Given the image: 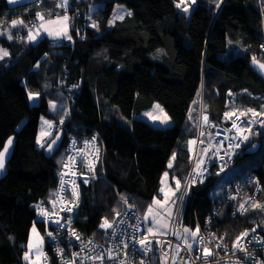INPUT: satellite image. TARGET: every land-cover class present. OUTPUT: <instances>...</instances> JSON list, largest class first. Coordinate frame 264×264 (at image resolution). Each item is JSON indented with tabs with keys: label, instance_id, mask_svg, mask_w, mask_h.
Here are the masks:
<instances>
[{
	"label": "trees",
	"instance_id": "obj_1",
	"mask_svg": "<svg viewBox=\"0 0 264 264\" xmlns=\"http://www.w3.org/2000/svg\"><path fill=\"white\" fill-rule=\"evenodd\" d=\"M81 1L68 4L69 40L26 44L28 35H19L34 29L39 10L65 13L57 0L15 6L0 0V48L9 51L0 58V152L10 137L16 141L8 174L0 180V264H25L31 228L41 229L36 207L53 199L66 157V138L51 158L44 154L46 146L39 150L40 116L62 120L70 110L66 123L72 134L100 138V177L82 187L75 221L98 241L124 200L138 206L153 232L147 212L163 201V175L183 184L188 177L201 107L217 123L224 113L247 121L263 111L260 122L264 118V80L250 66L264 63V0ZM93 3L99 7L91 14ZM117 4L131 14L109 27ZM19 19L23 24L10 26ZM29 93L38 96L37 104ZM51 103L58 105L55 112ZM154 103L164 107L172 126L136 119L130 128L109 119L113 107L132 119ZM263 139L258 126L235 163L240 172L232 181L256 177L258 201L264 200ZM255 144L259 150L249 152ZM211 186L192 189L182 211L186 227L209 223L213 231L234 238L263 221L255 212L240 214L254 184L234 201L227 195L212 199ZM177 198L176 203L180 194Z\"/></svg>",
	"mask_w": 264,
	"mask_h": 264
},
{
	"label": "built area",
	"instance_id": "obj_2",
	"mask_svg": "<svg viewBox=\"0 0 264 264\" xmlns=\"http://www.w3.org/2000/svg\"><path fill=\"white\" fill-rule=\"evenodd\" d=\"M43 1L29 0L38 4ZM72 1L57 0L67 16L70 15L68 4ZM29 28L32 29L33 25ZM27 35L29 32L20 33L19 38ZM262 115L263 111L245 121L241 116L231 117L224 113L223 122L217 123L201 107L196 137L191 141V166L186 182L181 186L180 206L172 233L152 232L138 206L124 200L123 208L103 241L84 235L75 226L82 187L100 177L104 151L99 136L81 140L72 134L66 123L70 110L62 120L40 116L39 150L60 131L67 139V153L55 195L49 202L40 203L35 210V220L46 243L43 247L44 264H264V200H257L261 186L256 177L246 175L241 181L232 182L227 193L229 200L234 201L244 193L248 184L255 185L254 193L240 209L241 215L248 211L262 215L263 221L253 229L233 238L227 233L213 231L209 223L204 227L198 223L194 229L186 227L182 215L193 188L211 182V190L231 172L257 131Z\"/></svg>",
	"mask_w": 264,
	"mask_h": 264
},
{
	"label": "rangeland",
	"instance_id": "obj_3",
	"mask_svg": "<svg viewBox=\"0 0 264 264\" xmlns=\"http://www.w3.org/2000/svg\"><path fill=\"white\" fill-rule=\"evenodd\" d=\"M10 2V0H8ZM13 0H11L12 2ZM99 7V3H93L90 5V13H94L97 8ZM130 10L125 6L121 4H117L112 16L109 19V27H112L115 22L118 20L124 19L126 16L130 15ZM38 19L41 20L44 17V11L39 10L38 12ZM18 22V21H16ZM40 38V32L37 28L36 30H30L29 36L24 40L26 44H35L38 42ZM2 55L0 54V58ZM31 94V102H35V99L33 96H37L36 94L29 93V96ZM38 97V96H37ZM56 105V103H51L50 108L52 109ZM112 117L109 118L110 120H116L120 122L121 124L128 126L131 128L132 123L136 119L144 120L149 122L155 127H161L166 128L171 126L173 121L169 117L167 111L162 107L159 103H154L153 106H151L149 109L140 111V112H134L132 119H127L121 115V113L116 109V107H113ZM230 113V112H229ZM259 127L261 130H263L264 134V118L262 122H260ZM40 140L41 136L38 137ZM264 144V139H263ZM240 172V166H235L231 170V172L220 182H218L210 191V197L212 199H218V200H224L225 196L229 192V185L233 181V179L236 177V174ZM183 183L179 181L177 178H170L168 174H165L162 178V185H161V193L163 194V201L162 203H158L154 206L153 209H151L149 212H147V217H151V224L153 230L160 234L163 232H160L163 228L169 227L170 231H165L164 233L169 235L171 232V223L174 222L176 215L178 213V209L180 206V203H176V200L178 199V195L180 194L181 186ZM176 209L175 217L173 218V211ZM173 220V221H172ZM45 239L43 237L42 231L39 228L37 224H35L30 231L29 240L27 242V251L24 253V258L29 257L32 255H35V257H38L39 259L43 257V247L45 245ZM44 261V257L42 258ZM43 263V262H42Z\"/></svg>",
	"mask_w": 264,
	"mask_h": 264
},
{
	"label": "crops",
	"instance_id": "obj_4",
	"mask_svg": "<svg viewBox=\"0 0 264 264\" xmlns=\"http://www.w3.org/2000/svg\"><path fill=\"white\" fill-rule=\"evenodd\" d=\"M27 2H28V0H13L12 2H9V4L11 6H15V5L24 4ZM37 16H38V14H37ZM65 17H67V19H65ZM35 20H36V26L32 30L34 31L37 28L39 29L40 38L38 41H40L43 38H49V39H52L54 41L69 40L71 38L70 19L68 16L62 15V14L58 15L57 13L55 15L53 13V11L49 12L48 9L47 10L45 9L44 17L41 20H39L38 17H36ZM16 21H18V22H16ZM16 21H14V22H16L15 24L12 22L10 26L11 27H17V26H20L21 24H23V21L21 19L16 20ZM4 52H6L7 55H3ZM8 53H9L8 50L0 48V54L2 55L1 58L8 56ZM33 98L35 99V102H32V104H37L38 97L33 96ZM57 107H58V105L56 103V105H54V107L52 109L50 108V110L52 112H55L57 110ZM172 125H173V123L171 124V126ZM165 174H167V173H165ZM175 213H176V208L173 211V218L175 217ZM151 220H152V218L149 217V221H151ZM171 227H172V223H171ZM168 229L170 231L169 227L163 228L162 230H160V232H163V233H160V234L167 235L164 232L168 231ZM152 230H153V228H152ZM153 232H155V231L153 230ZM26 251H27V249H26ZM42 258L39 259L38 257H35V255H32V256H29L27 258L23 257V260H24L25 264H44V261L42 260Z\"/></svg>",
	"mask_w": 264,
	"mask_h": 264
},
{
	"label": "water",
	"instance_id": "obj_5",
	"mask_svg": "<svg viewBox=\"0 0 264 264\" xmlns=\"http://www.w3.org/2000/svg\"><path fill=\"white\" fill-rule=\"evenodd\" d=\"M264 65L263 62L260 61H252L250 66L253 71L264 80ZM11 140V144H8V141ZM64 140V132L60 131L54 139H52L48 145L45 147L44 154L47 158H51L54 154L60 149L62 142ZM16 141L14 136L10 137L5 145L4 148L1 150L0 153H3L2 160H3V168L0 169V180L4 179L8 174V165L13 158L14 150H15ZM7 146V151L5 152L4 149ZM259 150V144H255L254 146L248 149L251 153H256Z\"/></svg>",
	"mask_w": 264,
	"mask_h": 264
},
{
	"label": "snow or ice",
	"instance_id": "obj_6",
	"mask_svg": "<svg viewBox=\"0 0 264 264\" xmlns=\"http://www.w3.org/2000/svg\"><path fill=\"white\" fill-rule=\"evenodd\" d=\"M10 2H11V0H10ZM177 6L179 7V5H177ZM217 6H219V5H217ZM185 10H186V9H185ZM65 19H67V17H65ZM13 23L15 24L16 22H13ZM3 55H7V53L4 52ZM261 67H264V65H261ZM30 98H31V94H30ZM205 121H207V117H205ZM245 139H246V137H245ZM8 144H9V145L11 144V140L8 141ZM4 151H5V152L7 151V146L5 147ZM2 156H3V153H0V169L3 168V160H2ZM169 166L171 167V165H169ZM105 223H107V221H106ZM185 231L187 232L188 230L185 229ZM193 235H195V233H193ZM209 254H210V253H209ZM26 258H27V257H26Z\"/></svg>",
	"mask_w": 264,
	"mask_h": 264
},
{
	"label": "clouds",
	"instance_id": "obj_7",
	"mask_svg": "<svg viewBox=\"0 0 264 264\" xmlns=\"http://www.w3.org/2000/svg\"><path fill=\"white\" fill-rule=\"evenodd\" d=\"M29 32H30V31H29ZM28 36H29V35H28ZM58 133H59V132H58ZM58 133H57V134H58ZM57 134H56V135H57ZM38 137H40V135H39V134H38ZM38 139H39V138H38ZM53 139H54V138H53ZM51 140H52V139H51ZM51 140H50V141H51ZM50 141H49V142H50ZM39 142H40V140H39ZM49 142H48V143H49ZM48 143H47V144H45V146H47V145H48ZM45 146H44V147H45ZM190 148H191V144H190ZM43 149H44V148H43Z\"/></svg>",
	"mask_w": 264,
	"mask_h": 264
},
{
	"label": "bare ground",
	"instance_id": "obj_8",
	"mask_svg": "<svg viewBox=\"0 0 264 264\" xmlns=\"http://www.w3.org/2000/svg\"><path fill=\"white\" fill-rule=\"evenodd\" d=\"M58 9H60L62 13H65V10L62 7L58 6Z\"/></svg>",
	"mask_w": 264,
	"mask_h": 264
}]
</instances>
